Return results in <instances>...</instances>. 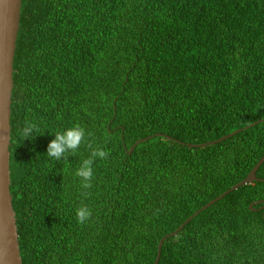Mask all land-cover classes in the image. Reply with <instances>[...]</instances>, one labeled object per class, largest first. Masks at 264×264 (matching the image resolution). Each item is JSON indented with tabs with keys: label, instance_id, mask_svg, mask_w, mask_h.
Here are the masks:
<instances>
[{
	"label": "trees",
	"instance_id": "16d2710c",
	"mask_svg": "<svg viewBox=\"0 0 264 264\" xmlns=\"http://www.w3.org/2000/svg\"><path fill=\"white\" fill-rule=\"evenodd\" d=\"M21 1L9 145L21 263L153 264L166 236L156 264H264L262 204L250 208L263 180L174 232L264 154V121L245 127L264 117V0ZM74 123L78 152L47 157ZM95 148L108 155L84 189L75 170Z\"/></svg>",
	"mask_w": 264,
	"mask_h": 264
},
{
	"label": "water",
	"instance_id": "95a60500",
	"mask_svg": "<svg viewBox=\"0 0 264 264\" xmlns=\"http://www.w3.org/2000/svg\"><path fill=\"white\" fill-rule=\"evenodd\" d=\"M21 0H0V264H22L18 245V233L16 226V216L12 205V196L10 193V114H11V97L13 89V59L16 48L17 33L19 30V20L21 12ZM264 121V117L258 119L245 127H250L256 123ZM244 127V128H245ZM238 128L220 138L212 141H207L201 144L188 143L189 146H205L215 142L222 141L227 137L241 131ZM150 137V136H149ZM141 138L132 144L128 150L131 153L134 147L141 141L148 139ZM264 162L263 156L256 162L247 176L237 182L229 189L208 201L201 208L190 215L174 232L179 231L184 224L190 221L194 215L201 210L209 207L217 200L223 198L227 193L237 189L241 185L251 183L253 181H261L263 178H258L256 172L259 166ZM262 204L258 210H263L264 217V199L257 200L251 203ZM166 236L161 238L157 247V256L153 262L156 264L159 260L162 243Z\"/></svg>",
	"mask_w": 264,
	"mask_h": 264
},
{
	"label": "clouds",
	"instance_id": "9594fccd",
	"mask_svg": "<svg viewBox=\"0 0 264 264\" xmlns=\"http://www.w3.org/2000/svg\"><path fill=\"white\" fill-rule=\"evenodd\" d=\"M35 126L29 125L24 129V136L28 137L34 131ZM45 154L52 160H67L68 156H74L81 144L85 141L86 130L78 123L66 126L61 130L51 133ZM108 153L102 148L91 150L90 155L82 159L75 170V175L80 178L82 187L88 189L92 186L94 177V162L97 159H104ZM92 215L91 209L87 205H81L76 209L77 222L84 224Z\"/></svg>",
	"mask_w": 264,
	"mask_h": 264
}]
</instances>
